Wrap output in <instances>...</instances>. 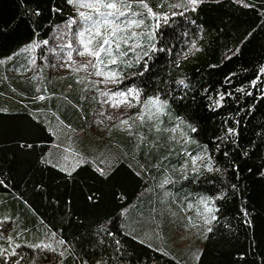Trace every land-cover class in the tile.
I'll use <instances>...</instances> for the list:
<instances>
[{"label": "trees", "instance_id": "obj_1", "mask_svg": "<svg viewBox=\"0 0 264 264\" xmlns=\"http://www.w3.org/2000/svg\"><path fill=\"white\" fill-rule=\"evenodd\" d=\"M79 20L132 92L105 135L90 80L54 74ZM0 221V264H264V0H0Z\"/></svg>", "mask_w": 264, "mask_h": 264}, {"label": "rangeland", "instance_id": "obj_2", "mask_svg": "<svg viewBox=\"0 0 264 264\" xmlns=\"http://www.w3.org/2000/svg\"><path fill=\"white\" fill-rule=\"evenodd\" d=\"M86 9L80 10V13H84ZM85 16V15H84ZM84 16L80 15V19H84ZM90 32L88 27L83 28V23L81 20L77 21L74 26L71 24H64L58 26L53 34L51 45L53 61L56 65L54 74L57 77H64L68 73L71 74L76 72L80 76L86 77L90 80L88 85L91 87L95 95V107L92 115V132L101 134H107L108 130L116 124L125 125L121 121H127L133 112L134 103L131 101L129 96H118L115 95L118 87V83L111 78H107L105 75H97L96 63L93 61V56L85 53V45L87 40H83L80 33ZM81 53H84L81 55ZM87 65V67H85ZM53 71V70H52ZM107 94V95H106ZM127 99L129 103L119 104L117 106V101ZM100 129V130H99ZM100 134V135H101ZM107 142V141H106ZM62 150V149H61ZM62 158H59V163L62 162L63 168L75 167L81 160L75 159L73 152L70 149H64ZM208 208H204L202 211V221H205L208 215ZM205 223V222H204ZM4 230L1 232L0 236L5 237L7 235L10 227L8 222L0 221V229ZM154 234L155 229H152ZM178 235V234H177ZM179 243L176 244V249L179 250L185 246L186 236L179 234ZM151 236V235H150ZM146 235L145 241L152 242L153 238ZM158 240V239H156ZM155 241V239H154ZM156 243V242H155ZM58 244L55 239L47 238L41 244V248H52L54 245Z\"/></svg>", "mask_w": 264, "mask_h": 264}, {"label": "snow or ice", "instance_id": "obj_3", "mask_svg": "<svg viewBox=\"0 0 264 264\" xmlns=\"http://www.w3.org/2000/svg\"><path fill=\"white\" fill-rule=\"evenodd\" d=\"M70 2H71V0H70ZM190 2H191L192 4H197V3L199 2V0H190ZM82 6H83V5H82ZM102 6H103V7H106V8H109V9H115V8L117 7V5H116L115 3H103ZM144 6L147 7V5H144ZM88 7H93V8H95L96 6H95V5H88ZM97 11H98V9H97ZM149 11H151V10H149ZM80 15H81V16H84V13H80ZM107 15H108V16H113L114 13L109 12ZM120 15L123 16L124 13H123V12H120ZM84 19H85V20H88V19H91V17H89V16H84ZM105 22H107V20H105ZM114 34H115V33L113 32L112 35H114ZM80 35L83 36V33H80ZM97 35H100V33L97 32ZM88 43H91V41H88ZM105 45H108L109 47H111V41H110L108 38H104V39H103L102 44H100L98 50H96V51H91V50L88 48L87 44H86V45H85V53H87V54H89V55H92V56H94V57L99 58L102 52H106V51H107V50L105 49V47H104ZM83 54H84V53H81V55H83ZM102 62H103V61H101V63H102ZM111 62H112V63H115L116 61H115V60H112ZM85 67H87V65H85ZM96 74H97V75H102L103 73H101V72L98 70ZM107 78L114 79V78H115V74L113 73L111 77H107ZM106 95H107V94H106ZM115 95H118V96H127V95H132V92L129 91L128 93H116ZM123 103H129V101H128L127 99L119 100V101H117V106H118L119 104H123ZM150 103H152V104L155 105V104H158V103H159V100H158V99H154V100L150 101ZM141 119H143V116H141ZM121 123H125V124H126L127 121H121ZM193 130H195V129H193ZM207 210H208V211H211V209H207Z\"/></svg>", "mask_w": 264, "mask_h": 264}, {"label": "crops", "instance_id": "obj_4", "mask_svg": "<svg viewBox=\"0 0 264 264\" xmlns=\"http://www.w3.org/2000/svg\"><path fill=\"white\" fill-rule=\"evenodd\" d=\"M62 156H63V154L61 153V158H62ZM63 162V161H62ZM62 162H60V164L62 165ZM60 165V166H61ZM61 167H63V166H61ZM63 169H65V170H68V171H70V170H72L73 169V167L71 168V167H67V168H63ZM57 243H59V241H57V240H55Z\"/></svg>", "mask_w": 264, "mask_h": 264}]
</instances>
